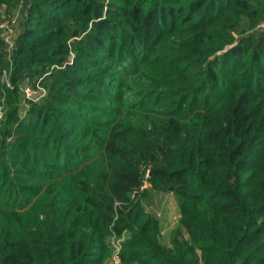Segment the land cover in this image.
<instances>
[{
    "label": "trees",
    "instance_id": "1",
    "mask_svg": "<svg viewBox=\"0 0 264 264\" xmlns=\"http://www.w3.org/2000/svg\"><path fill=\"white\" fill-rule=\"evenodd\" d=\"M13 17L11 44L0 25V264H101L104 237L124 230L119 264H264V0H0V24ZM150 54L171 59L178 91L159 96L187 118L103 128L73 107L117 101L112 84L149 101L162 83L141 69ZM26 81L46 93L22 98ZM144 189L178 197L170 246Z\"/></svg>",
    "mask_w": 264,
    "mask_h": 264
},
{
    "label": "rangeland",
    "instance_id": "2",
    "mask_svg": "<svg viewBox=\"0 0 264 264\" xmlns=\"http://www.w3.org/2000/svg\"><path fill=\"white\" fill-rule=\"evenodd\" d=\"M16 14L19 16L18 11H16ZM16 29L18 31V27ZM165 44L166 46L175 45V38L171 37L169 40L165 41ZM228 44L229 42H224L222 43V46L227 47ZM222 51L223 50H219L218 52L221 53ZM171 64V59L169 60V58H165L163 60L159 56H155L153 54H150L147 57V61L140 64L142 70L149 74L161 77L160 81L162 83H160V86H155V90L152 91V97L149 101L136 103L135 100L122 98L123 91L119 90L112 84L107 85L106 87L109 91L117 95V101L108 97L106 93H103L101 95L102 100L93 101V107L91 109L84 106L81 107L76 104H73V107L77 111L87 115L93 122L98 123L103 128L109 126L112 122L117 120L121 122L129 120L148 122L152 119H162L168 111H172L181 117L187 118L189 113L186 114L177 110L178 96L174 99L168 96H159L161 94L160 92L165 91V89L176 88V91H178L176 84H173L174 78L170 70ZM111 81H115V83L117 82V80L113 79ZM168 81H171L172 84ZM185 82L189 85L188 81L185 80ZM134 87H140L139 83L134 84ZM84 90L86 91L87 89ZM222 94L223 90L218 88L216 95L211 97L209 100L215 102L220 98V96H222ZM21 96L22 98L27 97L23 93ZM26 107L27 106L24 100H22L20 114L24 113ZM88 138L72 133V139L74 143H77L78 145L84 143ZM96 153L97 151L93 150L89 154H93L96 157V155H98ZM141 201L144 206V211L152 214L158 222L157 237L159 241L166 246H170L173 238V232L179 227L180 208L178 197L171 192H159L153 189H144ZM182 234L183 236H186L185 232ZM130 238L131 233L128 230L122 231L120 235H106L103 239V246L96 249V251H98L97 254L102 257L101 264L121 263L120 253L124 251V249H128L129 245L127 244V241Z\"/></svg>",
    "mask_w": 264,
    "mask_h": 264
},
{
    "label": "built area",
    "instance_id": "3",
    "mask_svg": "<svg viewBox=\"0 0 264 264\" xmlns=\"http://www.w3.org/2000/svg\"><path fill=\"white\" fill-rule=\"evenodd\" d=\"M15 23H16V19L15 17H13L11 20L8 19L3 20L0 24L4 29L3 35L8 44H11L12 42ZM258 26L263 27L264 22L260 23ZM20 90L25 96L30 97L34 100L40 99L46 93V89L43 86L39 85L38 83L32 84L27 81L20 86ZM4 113H5V109L3 105L0 103V119L3 118Z\"/></svg>",
    "mask_w": 264,
    "mask_h": 264
}]
</instances>
